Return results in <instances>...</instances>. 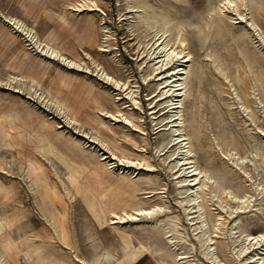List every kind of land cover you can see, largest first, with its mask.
Wrapping results in <instances>:
<instances>
[{"label": "rangeland", "instance_id": "rangeland-1", "mask_svg": "<svg viewBox=\"0 0 264 264\" xmlns=\"http://www.w3.org/2000/svg\"><path fill=\"white\" fill-rule=\"evenodd\" d=\"M146 2L0 0V264H264V0Z\"/></svg>", "mask_w": 264, "mask_h": 264}, {"label": "bare ground", "instance_id": "bare-ground-1", "mask_svg": "<svg viewBox=\"0 0 264 264\" xmlns=\"http://www.w3.org/2000/svg\"><path fill=\"white\" fill-rule=\"evenodd\" d=\"M127 5H128V7L133 8L136 11H139V13L136 15L135 19L137 18L139 20V22L141 21L146 28L153 29L155 31L154 32L155 35L156 36L159 35V39L160 38L164 39V35L167 34V32L170 28H169V26H167V24L165 22L162 23L159 21V15L155 11L147 9L148 3L146 2V0H127ZM159 44L161 45V46H159V48H160L159 50L162 53V57H163V58L161 57L162 58L161 63L160 62L159 63L161 64V67L162 66L167 67V65L171 62L172 53L174 52L168 48L169 46L171 48L172 45H170L171 43L169 41H166V40H162L161 43H159ZM155 52H159V51H155ZM172 67H174V66H172ZM174 71L175 70L173 69V71L169 75L164 76V77H167V79L165 80V82H167L166 85L170 86L168 89H166V90L164 89V90L166 93L165 95L168 98L167 100L170 103H172L174 100L173 97L171 96V93L173 92V91H171V90H173L172 88H176V90H178V92H177L178 96L175 99V101L173 102L175 106H174V110L172 111V116L174 117L173 121H175L174 122L175 129L173 128L174 130L173 129L172 130L174 131V133H176V135H178L181 131V120H180L181 106L183 103V96L186 92V90H185L186 84L184 82H185V76L187 73V64L185 66H183V68L180 69L179 75L176 77L174 76ZM173 76L175 77L174 79H173ZM171 77L173 80H169V78H171ZM168 92H171V93L167 95ZM178 136H180V135H178ZM187 138H186V140H187ZM181 140H185V138H181ZM181 140H180V142H181ZM181 148H182L181 159L188 160L187 158L189 157L188 154L190 153V149L187 145V142L184 141ZM187 163H191V161H188ZM188 168H190V166H188ZM206 178H207L206 170H200V178L197 179V177H195V176L193 178H191L190 181H193L192 185L190 187L191 200H196L198 192H199L200 188L204 185ZM197 211L199 212V207H197ZM196 216H197V218H199L201 224H203L200 213H198ZM234 223H235V221L233 222V224ZM233 224H232V226H233ZM248 236H249L248 233H242L241 234L240 247L238 249L239 252L241 254H246V259L247 260L249 259L247 264H263L262 257L254 259L258 254H260L259 249H255V251L253 250L251 252L248 251L250 248V245L246 244L247 240H248ZM262 236L264 237V235H262ZM257 248H259V247H257ZM260 250H261V248H260Z\"/></svg>", "mask_w": 264, "mask_h": 264}, {"label": "crops", "instance_id": "crops-1", "mask_svg": "<svg viewBox=\"0 0 264 264\" xmlns=\"http://www.w3.org/2000/svg\"><path fill=\"white\" fill-rule=\"evenodd\" d=\"M142 264H148V262L147 261H144Z\"/></svg>", "mask_w": 264, "mask_h": 264}]
</instances>
